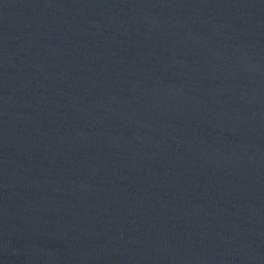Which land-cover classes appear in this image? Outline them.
I'll return each instance as SVG.
<instances>
[{
	"label": "water",
	"instance_id": "95a60500",
	"mask_svg": "<svg viewBox=\"0 0 264 264\" xmlns=\"http://www.w3.org/2000/svg\"><path fill=\"white\" fill-rule=\"evenodd\" d=\"M0 264H264V0H0Z\"/></svg>",
	"mask_w": 264,
	"mask_h": 264
}]
</instances>
